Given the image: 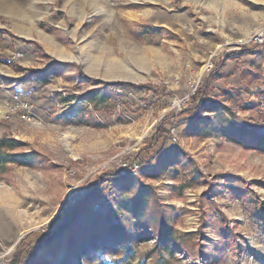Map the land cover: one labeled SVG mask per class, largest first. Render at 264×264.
<instances>
[{"label": "rangeland", "instance_id": "rangeland-1", "mask_svg": "<svg viewBox=\"0 0 264 264\" xmlns=\"http://www.w3.org/2000/svg\"><path fill=\"white\" fill-rule=\"evenodd\" d=\"M256 33L264 35V0H0V110L17 91L5 77L52 62L62 71L18 89L34 103L30 120L0 118V137L21 143L12 153L42 156L23 164L12 155L0 167V264L50 234L28 264H264L251 216L261 209L264 218V79H253L264 77V43ZM248 44L254 53L227 56ZM98 80L136 86L106 90ZM198 94L197 116L178 114ZM165 116L171 133L135 184L100 183L136 158ZM144 183L175 229L173 243L191 248L167 250L137 218ZM113 223L121 241L111 238Z\"/></svg>", "mask_w": 264, "mask_h": 264}, {"label": "trees", "instance_id": "trees-1", "mask_svg": "<svg viewBox=\"0 0 264 264\" xmlns=\"http://www.w3.org/2000/svg\"><path fill=\"white\" fill-rule=\"evenodd\" d=\"M34 44L37 46V48L42 52V54L46 57H49V55L43 50L41 45L39 43L34 42ZM255 46L248 44L242 46L240 50H235L227 53L228 57H236L243 56L246 53H254ZM224 59H221L217 62L216 71H219V69L223 66ZM20 70H25L24 67H21ZM62 74L61 69L58 67V65L54 62H52L48 67L46 68H30L29 72L26 74H22L18 78H4V82H8L10 85L12 83H15V88H27L29 86H33L34 88L41 87L43 85H46L50 83L55 77ZM214 75V73L211 74V76ZM253 79H264L263 74L261 72H255L253 73ZM96 84L101 86L102 88L110 89V90H121L126 88H132L136 85L131 82L126 81H119V82H102L100 80L96 81ZM202 92V91H201ZM204 107V102L201 99V96L194 95L192 96V106L189 108H185L182 111L178 112L180 115H185L186 118H194L197 116L199 110ZM177 115V114H176ZM174 116V115H173ZM170 116H165L162 120V126L156 129V132L154 136L152 137L151 141L146 147H143L140 152L137 154L136 159L138 160L139 164L147 165L150 164L160 153V150L156 148V144L161 142L162 145L167 140L168 136L171 133V129H166L164 127L166 121L169 119ZM20 142L14 139L13 137H7L2 136L0 137V167L7 164L9 158L13 155V158L11 159L14 162H22L23 164H31L33 160L37 156H41L36 151H27L24 153H12L14 150L18 149L20 147ZM42 157V156H41ZM135 177L130 175V169L128 167H121L117 171L113 172H105L102 175L99 176V182H121L125 186L128 187L132 184H135ZM136 186V185H135ZM139 192L135 196L134 199V213L137 216V218L142 219L146 217V221L148 222V225L154 226L156 230L159 232L158 238L160 239V242H163L164 245H166L167 250L169 251H177L178 249H184V248H191L192 244L190 245H183L174 242V231L175 229L173 226H171L170 221L163 209V206L161 205L160 199L154 190V188L150 184H140ZM94 193V191H93ZM249 205H254L253 202L250 200L248 201ZM253 220L258 225L259 231L264 237V218L261 213V209L258 213L252 212L251 214ZM145 225V226H146ZM146 226V227H147ZM122 228L119 227L117 223L111 224V238L114 241H121L122 239L120 236L123 234ZM32 235H35V233H32ZM35 236H39L36 234ZM52 237V234L46 235V236H40L35 241H31L27 243L24 247H22L12 258L10 261V264H28V261L33 259L39 249L41 248L43 243H47ZM73 242V240L71 239ZM138 264H145L144 262H140Z\"/></svg>", "mask_w": 264, "mask_h": 264}, {"label": "built area", "instance_id": "built-area-1", "mask_svg": "<svg viewBox=\"0 0 264 264\" xmlns=\"http://www.w3.org/2000/svg\"><path fill=\"white\" fill-rule=\"evenodd\" d=\"M254 41L259 44L264 43L263 33H256ZM21 56L22 53H18L14 58H20ZM259 106L264 112V97L261 98ZM33 111L34 103L31 102L30 99L24 97L19 91H15L5 99L3 107L0 110V118L8 119L11 116L20 114L23 119L30 120ZM140 166L138 160L135 158L133 161L123 163L121 167H128L130 169V175L136 176ZM96 206L98 207L99 205L97 204Z\"/></svg>", "mask_w": 264, "mask_h": 264}, {"label": "crops", "instance_id": "crops-1", "mask_svg": "<svg viewBox=\"0 0 264 264\" xmlns=\"http://www.w3.org/2000/svg\"><path fill=\"white\" fill-rule=\"evenodd\" d=\"M153 161H154V160H153ZM153 161H152V162H153ZM152 162H151V163H152Z\"/></svg>", "mask_w": 264, "mask_h": 264}]
</instances>
